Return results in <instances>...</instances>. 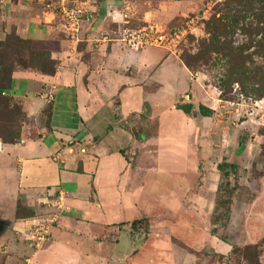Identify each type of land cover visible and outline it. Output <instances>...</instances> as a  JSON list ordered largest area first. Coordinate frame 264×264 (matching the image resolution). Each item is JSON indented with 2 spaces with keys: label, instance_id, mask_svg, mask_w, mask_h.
<instances>
[{
  "label": "crops",
  "instance_id": "obj_1",
  "mask_svg": "<svg viewBox=\"0 0 264 264\" xmlns=\"http://www.w3.org/2000/svg\"><path fill=\"white\" fill-rule=\"evenodd\" d=\"M87 1L93 19L53 53L55 74L16 68L3 93L32 121L49 103L53 110L49 127L38 124L14 144L0 140V264H201L195 253L226 258L235 246L264 241L262 111L252 105L254 113L240 119L241 107L224 101L175 52L121 42L122 28L153 19V9L141 10L148 5ZM51 18L53 10L26 0L0 3V42L11 33L52 41L64 28ZM180 72L190 88L185 82L174 96ZM164 90L178 97L172 112L164 110ZM223 164L238 167L241 177L222 225ZM253 171L260 176L252 179ZM58 190L65 210L34 249L27 226L51 215Z\"/></svg>",
  "mask_w": 264,
  "mask_h": 264
},
{
  "label": "rangeland",
  "instance_id": "obj_2",
  "mask_svg": "<svg viewBox=\"0 0 264 264\" xmlns=\"http://www.w3.org/2000/svg\"><path fill=\"white\" fill-rule=\"evenodd\" d=\"M91 1L94 2V0ZM133 1H137L141 3V5H148V7L142 6L141 10L148 11L153 9L154 14L152 16L153 19H151L149 23L130 24L131 26L127 25L129 29L136 31L145 28L151 34H155V32H152V27H154V30L156 28L159 31L158 34L165 36L163 41L164 45L162 47H166L170 51L175 52L181 60L183 57H187L194 63L193 70L202 73L205 76L206 81L217 89L220 96L222 95L221 98L224 101L233 103L234 105L238 104L237 106L241 107L240 119H245L244 117L247 118L248 115L251 116L252 113H254V110H251L252 105H254L253 107L255 109H260L262 111V117V114H264V102H262L264 98L260 101H256L254 96L246 97L243 88L234 83L237 76L229 77L228 70L229 67H239L241 65L246 69L245 71H247L249 79L264 81V32L258 29L259 21L255 16V12L264 11V3H256L255 0L241 1L242 7L239 9L244 8L245 13L243 18L240 19L238 18L237 13L236 16L231 13L225 17L222 12V5L226 2V0H152L154 1L153 7H150L149 3L147 4V1L149 0ZM29 2H32V4H35L38 7H47L53 10L56 18H51V21L53 20L54 23L56 22V24L61 27V30L64 28L66 31H59L61 34L52 40L54 43L51 47L53 50L51 53L53 59V53L59 54L62 52V40L67 38H74L72 40H76L82 30L84 25L83 23L85 22H82L80 25L81 27L79 32L72 36L65 28V21L58 11L57 1L43 0ZM247 29L250 31L249 33H247ZM227 45H230V48H233L231 59L223 56L222 51H224L223 49H226ZM145 47L141 48L143 49ZM78 48L82 49L80 47ZM128 48L135 49L130 47ZM141 48H136L135 50H140ZM116 54L117 53L113 56L115 57ZM238 54L241 55L242 60L237 57ZM12 57L13 56L10 53H3L2 60H12ZM57 63L58 62H56V64ZM174 63L178 64V62ZM176 67L180 66L176 65ZM16 68L22 69L21 67H15V69ZM120 79L121 78H117L116 82ZM249 79L248 81L246 80L244 84L247 89L252 87L250 84L251 80ZM185 82L187 88L186 90H188L190 88L189 78L187 74L180 72V83L176 89H174V96L177 93V96H179L182 87H185ZM151 85L152 84H148L147 86L149 90L146 89L149 95H152L150 90L155 88L154 86L150 88ZM91 92L93 91L91 90ZM162 94L165 100L164 110L166 112H172L173 110H171L170 107L178 99V97H174L168 90H164ZM80 95H83V87L81 85L79 86V96ZM178 102L179 100L176 102L178 105L177 109L178 111L181 110L183 112L182 103ZM11 105L13 107L8 109L6 112H3L2 115L3 122H1L0 128L3 135L8 136L10 134H16L19 131L20 133L30 132L33 135L38 124L47 126L48 120L46 117H41L39 121H32L25 116L24 112H22V108L19 103L13 102ZM231 110H234V108H231ZM255 115L259 117V114ZM251 123L252 125H257L256 122L252 121ZM182 128L183 127L181 126L180 129ZM260 134L264 135V128H261ZM261 147L264 150V144ZM258 159L263 162L264 169V159L261 157ZM258 175L259 173L257 171H253L252 179L257 178ZM240 177L241 173L239 169H237L236 174L234 173L233 175L231 174V171L227 172V176L223 181L225 193L222 195V198H220V200H222L220 201V207L222 209L220 214L222 225L225 224L224 220L229 218L224 215L227 216L230 211V205L232 203L231 198L233 197V194H235L238 187L235 185H237L236 183H238ZM37 224L38 221H32L27 226V234L32 232V229L35 228ZM230 236L231 239L235 238L234 235ZM235 249L236 250H233L226 258L215 254L205 257L201 253L199 254L200 261L204 264H256L255 262L257 258L255 249L245 247L241 248L237 246H235ZM178 251L180 254L184 253L181 249H178ZM257 253L258 256L260 253L261 260L262 257H264V246L263 249H259Z\"/></svg>",
  "mask_w": 264,
  "mask_h": 264
},
{
  "label": "trees",
  "instance_id": "obj_3",
  "mask_svg": "<svg viewBox=\"0 0 264 264\" xmlns=\"http://www.w3.org/2000/svg\"><path fill=\"white\" fill-rule=\"evenodd\" d=\"M98 1V0H97ZM243 0H226V2L222 5V12L224 13L225 17L230 15L231 13L234 14V16H237L238 18L242 19L244 15V8L239 9L242 7V2ZM248 1V0H246ZM98 2H102V0H99ZM256 3H264V0H255ZM252 8V7H250ZM252 10V9H251ZM255 16L258 19V29L262 32H264V11L263 12H255ZM248 30V29H247ZM250 31L248 30L247 33ZM54 43L52 41H34V40H24L21 39L19 36H17L15 33H11L9 36H7L5 41L0 42V124L3 122V112H6L8 109H11L13 106L11 103L17 102L21 106L22 112L23 106L22 103L19 101H16L14 98L4 95L3 93L6 90H9L12 86V81H13V74L15 71V67H21L23 70H34L38 71L42 74L46 75H53L56 72V62L52 59V45ZM231 46L227 45L226 49H223V56L226 58L231 59L232 55L231 53L233 52V48H230ZM54 49V48H53ZM3 53H10L13 57L12 60H2ZM240 60H242L241 55L238 54ZM236 57V58H237ZM182 61L184 64L189 68L191 71L193 70L194 63L190 61L187 57H183ZM18 65V66H17ZM243 66L239 67H229L228 73L229 77H234L237 76V79L234 81V83L238 84L243 88V91L245 93L246 97L249 96H254L256 101H260L264 98V81L261 80H254V79H249L247 75V71ZM251 80V85L252 87L250 89H247L244 84L245 81ZM223 94V93H222ZM222 96V95H221ZM15 107V105H14ZM52 110H53V104L49 103L46 107V109L43 112L42 117H46L48 122H47V127L50 125V120L52 116ZM25 113V112H24ZM25 116L27 117L26 113ZM261 129L259 130L260 133ZM263 135V134H261ZM23 138V132L20 133L17 132L16 134H10V135H3L1 128H0V140L4 143L7 144H14L18 141H20ZM242 145V141H241ZM221 171L223 172L224 178L227 176V168L230 169L231 174H236V171L238 167L234 165H226L223 164L220 166ZM264 170V169H263ZM229 172V171H228ZM259 173V172H258ZM261 173H259L258 176H260ZM224 185L223 183L221 184L220 187V197L218 201V207H220V198H222V195L225 193L224 191ZM221 208V207H220ZM22 205H18V215L20 216V211L22 210ZM230 212V211H229ZM221 214V213H220ZM217 217V219L221 220V215ZM229 215V213H228ZM228 215H224L225 217H228ZM224 218V217H223ZM44 221V220H43ZM146 224V230L148 229V226L150 225V220L147 219ZM138 225V222L133 223V229L136 228ZM148 233V231H145L144 234ZM48 239V238H47ZM46 242V241H45ZM44 242V243H45ZM44 245V244H43ZM42 245V246H43ZM264 246V241L257 245H252V246H245V248H253L256 251V264H262L260 260V253L258 256V251L259 249H263ZM242 248V247H241ZM240 249V248H236ZM235 248L233 250H236ZM232 250V251H233ZM193 252V251H192ZM194 253V252H193ZM201 253H195L197 256L199 263L200 261V255ZM202 254L205 257L212 256V254L208 255L204 252ZM214 256V255H213ZM224 258V257H223Z\"/></svg>",
  "mask_w": 264,
  "mask_h": 264
},
{
  "label": "built area",
  "instance_id": "obj_4",
  "mask_svg": "<svg viewBox=\"0 0 264 264\" xmlns=\"http://www.w3.org/2000/svg\"><path fill=\"white\" fill-rule=\"evenodd\" d=\"M28 1H43V0H28ZM57 1L58 11L65 21V28L74 36L79 32L82 22H90L93 19V13L90 10L89 2H75L74 0H53ZM10 0H0V3L6 6ZM151 34L145 28L133 31L127 26L121 29L119 40L130 48H141L146 45L163 46L165 36L158 34V30L152 27ZM107 35L103 39L107 40ZM54 211L44 221L38 222L32 232L27 234L30 246L35 249H40L44 242L49 237L54 225L59 220L61 213L65 210L64 194L62 191H57V194L49 204Z\"/></svg>",
  "mask_w": 264,
  "mask_h": 264
}]
</instances>
